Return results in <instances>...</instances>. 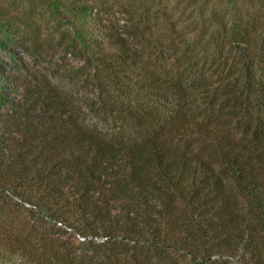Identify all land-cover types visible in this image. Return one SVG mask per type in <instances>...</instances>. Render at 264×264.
Here are the masks:
<instances>
[{
	"label": "trees",
	"instance_id": "trees-1",
	"mask_svg": "<svg viewBox=\"0 0 264 264\" xmlns=\"http://www.w3.org/2000/svg\"><path fill=\"white\" fill-rule=\"evenodd\" d=\"M167 1L117 25L48 0L67 29L15 26L88 93L0 59V264H264V0L175 2L197 21Z\"/></svg>",
	"mask_w": 264,
	"mask_h": 264
},
{
	"label": "rangeland",
	"instance_id": "rangeland-1",
	"mask_svg": "<svg viewBox=\"0 0 264 264\" xmlns=\"http://www.w3.org/2000/svg\"><path fill=\"white\" fill-rule=\"evenodd\" d=\"M1 4L4 5L5 10L8 11V16L12 17L13 25L8 29H4V31H0V37L6 40L4 45L0 46H9L8 48H0V59L6 60V65L4 66V70H15L16 64L13 61V58L10 54V50L14 49L15 53L24 55L33 65L37 66V68L44 72L48 77L53 80L57 85L76 93L78 96H83L88 93V89L85 87L84 82L76 83L70 80L66 75L61 71L60 66H58L57 62H42L39 58H35L28 53H24L23 48L21 47V43L23 40V36L16 32L15 26H19L22 28V21L28 20L36 22V24H40L42 28L46 31H61L62 29H67L68 24L59 25L58 22L54 23L55 20L52 19V9L47 5L48 0H0ZM84 2H89L93 6L94 13L100 12L101 16L104 18L116 22L117 25L120 24H130L129 19L131 18L130 11H128L127 6L131 7V10L140 7L141 0H83ZM175 2L177 0H168L169 4L168 9L172 11L175 18L178 16L181 17V14L192 15L194 20L199 19V6L194 9H188L182 12L183 6L186 5V2L180 3V9L175 8ZM239 6L242 7V3L238 2ZM193 4V3H192ZM197 9V10H196ZM180 10L179 12H177ZM195 11V12H194ZM176 15H175V14ZM165 22V20H164ZM163 22V23H164ZM73 29V27H70ZM69 60L72 63L77 65L81 64L82 61L72 58L71 56H66L63 52H60L57 57V61L59 63L68 65ZM10 105H6L1 110L5 111V109L9 108ZM1 108V107H0ZM87 119L89 122L93 124H98L101 128L111 129V126L104 124L99 118H97L91 111L87 113ZM27 206V205H26ZM51 224V223H49ZM60 226V223L58 224ZM61 236L67 238L70 242L74 244V246H79L81 243H85V239L78 234H75L71 229H66L64 226L60 230ZM59 236V235H57ZM90 240V238H89ZM94 241L97 243H103L106 239L101 237L95 238ZM115 241V240H113Z\"/></svg>",
	"mask_w": 264,
	"mask_h": 264
}]
</instances>
